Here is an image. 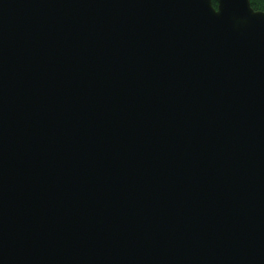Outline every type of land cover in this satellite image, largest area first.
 Segmentation results:
<instances>
[{"label":"water","instance_id":"water-1","mask_svg":"<svg viewBox=\"0 0 264 264\" xmlns=\"http://www.w3.org/2000/svg\"><path fill=\"white\" fill-rule=\"evenodd\" d=\"M0 0V264H264V11Z\"/></svg>","mask_w":264,"mask_h":264},{"label":"trees","instance_id":"trees-1","mask_svg":"<svg viewBox=\"0 0 264 264\" xmlns=\"http://www.w3.org/2000/svg\"><path fill=\"white\" fill-rule=\"evenodd\" d=\"M213 5L215 6V1L212 0ZM249 4L255 10L264 11V0H249Z\"/></svg>","mask_w":264,"mask_h":264}]
</instances>
